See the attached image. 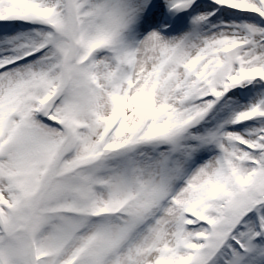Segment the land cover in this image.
<instances>
[{
  "label": "snow or ice",
  "instance_id": "obj_1",
  "mask_svg": "<svg viewBox=\"0 0 264 264\" xmlns=\"http://www.w3.org/2000/svg\"><path fill=\"white\" fill-rule=\"evenodd\" d=\"M0 264H264V0H0Z\"/></svg>",
  "mask_w": 264,
  "mask_h": 264
}]
</instances>
